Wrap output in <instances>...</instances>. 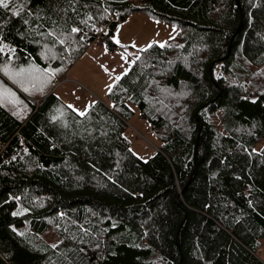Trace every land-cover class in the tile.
Segmentation results:
<instances>
[{"label": "trees", "instance_id": "16d2710c", "mask_svg": "<svg viewBox=\"0 0 264 264\" xmlns=\"http://www.w3.org/2000/svg\"><path fill=\"white\" fill-rule=\"evenodd\" d=\"M135 12L176 40L81 115L53 82ZM0 49V264H264V0H9Z\"/></svg>", "mask_w": 264, "mask_h": 264}, {"label": "rangeland", "instance_id": "374dc122", "mask_svg": "<svg viewBox=\"0 0 264 264\" xmlns=\"http://www.w3.org/2000/svg\"><path fill=\"white\" fill-rule=\"evenodd\" d=\"M176 38V24L161 21L158 17L143 12L132 13L117 23L112 39H110L115 44L114 46H110L108 39L104 38H101L97 44L92 42L85 53L69 69L66 77L61 81H54L53 86L59 89L63 87L65 80L68 81L71 78L78 84L79 89L86 90L88 94L100 99L98 97L100 88L105 89V93L108 92L109 86L130 70L141 49L154 43L169 44ZM77 63H79L78 67L74 69ZM72 69H74L73 72H71ZM0 70H2L1 67ZM214 73L217 76L223 74L219 67H216ZM9 74L11 75L10 71ZM3 78L10 85L17 84V82L11 81L13 79L10 80L4 76ZM99 95L102 98V95ZM75 109L80 113L76 107ZM126 135L131 140L134 152L144 158L153 154L160 142L154 135L150 122L140 115L138 107H135V114L129 120V129ZM261 143H264V140ZM258 148H260V144ZM261 249V255L264 258V241Z\"/></svg>", "mask_w": 264, "mask_h": 264}, {"label": "crops", "instance_id": "0c3cea01", "mask_svg": "<svg viewBox=\"0 0 264 264\" xmlns=\"http://www.w3.org/2000/svg\"><path fill=\"white\" fill-rule=\"evenodd\" d=\"M78 64L79 63L75 65L74 69L78 67ZM74 69H72L71 72H73ZM63 84V87L59 89L58 87H56L53 91L64 100L68 101L74 108L76 107L80 111V113H83L97 99L95 98V96L88 94L86 90L79 89L78 84L75 81L71 80V78L68 81L65 80ZM111 86L112 85H110L109 87ZM100 89L101 90L100 93H98V97L101 98V96L99 95L101 94L102 98L107 100V92L105 93V89H102V87Z\"/></svg>", "mask_w": 264, "mask_h": 264}, {"label": "snow or ice", "instance_id": "6c2138e0", "mask_svg": "<svg viewBox=\"0 0 264 264\" xmlns=\"http://www.w3.org/2000/svg\"><path fill=\"white\" fill-rule=\"evenodd\" d=\"M0 6H2L4 8H8L9 7V0H0ZM14 14H18V12L14 13ZM72 31L75 32V31H78V29L74 28V29H72ZM61 43H63V41H61ZM149 46H151V45H149ZM161 46H163V45H161ZM0 50H2V49H0ZM81 115H84V113H81Z\"/></svg>", "mask_w": 264, "mask_h": 264}, {"label": "built area", "instance_id": "2783aa9c", "mask_svg": "<svg viewBox=\"0 0 264 264\" xmlns=\"http://www.w3.org/2000/svg\"><path fill=\"white\" fill-rule=\"evenodd\" d=\"M107 26L106 25H102L98 30H97V36L101 35L103 32L106 31ZM93 43H97V39H95V41Z\"/></svg>", "mask_w": 264, "mask_h": 264}, {"label": "bare ground", "instance_id": "6f19581e", "mask_svg": "<svg viewBox=\"0 0 264 264\" xmlns=\"http://www.w3.org/2000/svg\"><path fill=\"white\" fill-rule=\"evenodd\" d=\"M44 9V8H43ZM243 17V16H242ZM243 21V20H242ZM261 49V48H260Z\"/></svg>", "mask_w": 264, "mask_h": 264}, {"label": "water", "instance_id": "95a60500", "mask_svg": "<svg viewBox=\"0 0 264 264\" xmlns=\"http://www.w3.org/2000/svg\"><path fill=\"white\" fill-rule=\"evenodd\" d=\"M200 129H201V127H200Z\"/></svg>", "mask_w": 264, "mask_h": 264}]
</instances>
